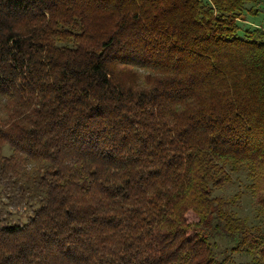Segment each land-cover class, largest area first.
<instances>
[{
	"label": "trees",
	"instance_id": "trees-1",
	"mask_svg": "<svg viewBox=\"0 0 264 264\" xmlns=\"http://www.w3.org/2000/svg\"><path fill=\"white\" fill-rule=\"evenodd\" d=\"M263 6L0 0V197L37 203L0 264H224L209 230L264 264L212 197L245 168L264 207Z\"/></svg>",
	"mask_w": 264,
	"mask_h": 264
},
{
	"label": "rangeland",
	"instance_id": "rangeland-1",
	"mask_svg": "<svg viewBox=\"0 0 264 264\" xmlns=\"http://www.w3.org/2000/svg\"><path fill=\"white\" fill-rule=\"evenodd\" d=\"M240 25L241 30L251 28L264 30V8L255 16L245 15V20H242ZM2 153L7 156L11 150L5 146ZM227 172L228 180L213 189L212 197H221L227 200L226 208L229 212L244 220L253 229V233H264V207H261L255 200L251 188L252 179L248 176L247 170L245 168L238 171L227 169ZM36 206V202H25L23 207L17 208L13 207L6 197H0V211L10 222L26 221ZM208 232L217 258L224 264H250L252 262L253 256L244 251L243 247L240 250H234L238 245L236 240H232L222 233H216L214 230Z\"/></svg>",
	"mask_w": 264,
	"mask_h": 264
}]
</instances>
